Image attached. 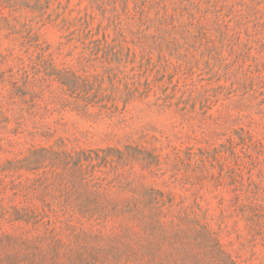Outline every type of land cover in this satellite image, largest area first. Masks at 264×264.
<instances>
[{"label":"rangeland","instance_id":"rangeland-1","mask_svg":"<svg viewBox=\"0 0 264 264\" xmlns=\"http://www.w3.org/2000/svg\"><path fill=\"white\" fill-rule=\"evenodd\" d=\"M226 262L264 264V0H0V264Z\"/></svg>","mask_w":264,"mask_h":264},{"label":"trees","instance_id":"trees-1","mask_svg":"<svg viewBox=\"0 0 264 264\" xmlns=\"http://www.w3.org/2000/svg\"><path fill=\"white\" fill-rule=\"evenodd\" d=\"M14 211L16 214V220L18 221H24L25 223H28L30 220L36 221V224H38L39 222H41L42 216L41 213L39 211H34V210H26L23 207H14ZM225 264H232V263H228L226 262Z\"/></svg>","mask_w":264,"mask_h":264}]
</instances>
